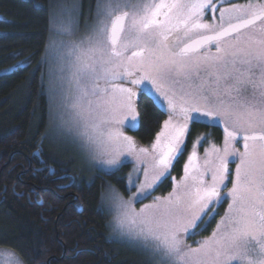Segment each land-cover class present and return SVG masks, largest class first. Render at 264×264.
Returning <instances> with one entry per match:
<instances>
[{
    "label": "snow or ice",
    "instance_id": "obj_1",
    "mask_svg": "<svg viewBox=\"0 0 264 264\" xmlns=\"http://www.w3.org/2000/svg\"><path fill=\"white\" fill-rule=\"evenodd\" d=\"M61 7L57 29L68 39L56 52L57 118L113 173L128 162L123 155L147 165L142 182L129 177V189L136 187L129 200L110 195L117 230L157 264H264V95L258 102L245 95L255 87V66L264 83V0L229 8L216 0H96L95 20L78 39L71 37L79 5ZM138 95L168 114L150 153L114 127L135 125ZM196 124H223V148L213 145L211 160L206 150L201 165L194 145L182 179L171 177L173 191L136 211L133 203L152 197L171 176ZM229 200L212 236L189 245ZM4 256V264H22Z\"/></svg>",
    "mask_w": 264,
    "mask_h": 264
},
{
    "label": "trees",
    "instance_id": "obj_2",
    "mask_svg": "<svg viewBox=\"0 0 264 264\" xmlns=\"http://www.w3.org/2000/svg\"><path fill=\"white\" fill-rule=\"evenodd\" d=\"M56 5L0 0V71L12 68L0 72V250L12 251L23 264H154L117 236L101 202L105 183L124 189L121 170L76 180L68 162L41 150L48 119L41 55ZM136 111L135 125H122V131L140 147L153 141L166 115L140 95ZM201 129L207 128L190 125L188 139ZM171 170L181 173L179 166ZM170 186L166 181L159 189Z\"/></svg>",
    "mask_w": 264,
    "mask_h": 264
},
{
    "label": "rangeland",
    "instance_id": "obj_3",
    "mask_svg": "<svg viewBox=\"0 0 264 264\" xmlns=\"http://www.w3.org/2000/svg\"><path fill=\"white\" fill-rule=\"evenodd\" d=\"M248 2L249 0H216V4L218 7L222 5L225 8H229L234 4L242 6ZM73 4L79 5L80 16H79V27L76 30L75 35L71 37V39H78L86 35L87 33H86L85 25L91 24L95 20L96 0H94V4L92 8H91V0H86V6L84 8H82L81 0H57V5L51 15L52 18L49 22V33H48L46 46L41 55V62L45 64L44 90H45L46 98L48 101V112H47L48 119H47V126L43 134V146L41 150L47 152V154L51 153L53 158L57 161H60L62 163L68 162L70 165L69 169L75 172L76 180L84 179L86 182H88L92 180L94 174L97 172L113 173L111 171L112 166L105 165L100 160L94 159L91 152L84 145L83 139L76 134L75 130L69 131L68 127L57 118L58 112L60 110L57 107L58 99L54 95V90L58 87L59 82H60L59 81V75H60L59 63L60 62L58 60L56 52H57L59 41L62 39H68V37L63 36L59 33L57 29V24L63 18L61 14L62 13L61 6L71 7ZM216 15L219 16V13H216ZM205 20L210 23H219L218 20L212 21L211 18L207 16L205 17ZM210 48H211V51L215 53V45L211 46ZM10 69L12 68H5L1 70L0 72H4ZM253 71L254 73H258L262 75L261 68L259 66H255ZM201 75L203 76L204 74L201 73ZM254 80H255V83L259 82L260 85L264 84L261 82V79L260 80L254 79ZM194 83H199V81L195 80ZM250 87L252 90L258 89L257 86L253 88L250 85ZM162 110L164 111L166 115L164 120L168 119V114L166 110L165 109H162ZM163 122L158 130V133L155 135L153 141L148 145L140 146L142 148L148 149L149 153L151 152L152 144L155 143L156 136L160 133V131L163 128ZM114 127H117L122 131L123 126L117 124V125H114ZM203 133L204 131L202 129L198 130L197 133L194 135V137L190 140L188 139L189 133L186 135L185 146L187 148V151H185L184 155L177 162H174L173 164V168L177 166L180 167L181 173L178 175L175 170L174 171L171 170V176L167 180H165L164 183L161 184L158 188L153 190L152 197H150L149 199L143 200L140 203H135V202L133 203V207L136 209V211H139L140 208H142L145 204L152 203V200L154 199V197L156 196L164 197L173 191V188L175 185L173 184L171 177H175L177 183L182 179L184 175V171H183L184 165L187 162V158L191 154V151L194 145H196L197 157L201 165L204 164V161L206 159L205 157L206 150L209 151L210 153L207 159L209 160L214 159V154L211 153L212 146L215 145L217 148L222 149L223 145L218 146L216 142L206 137V135ZM201 137H203L202 140H200ZM222 137L224 138V135ZM197 140H200L199 144H196ZM237 146L240 147V149L242 150V145H237ZM147 158L148 157L145 156V159ZM120 160L128 161L126 164L119 166L118 170H116V171L121 170V175L123 176V179L125 182L124 189H119L117 186L113 184V182L105 183V186L102 192L101 202L109 216L110 224L118 232L117 236L120 237V239L123 237L127 241L126 237L121 235V233L117 230V224L120 219V216H119V212H118L116 204L112 201V199H110V195L118 194L124 200H129L133 196V194L136 192V187H131L129 189V177H131L133 182L137 181V179L140 182H142L143 181V169L147 165L146 164L137 165L136 159L128 155L121 156ZM230 167L232 171L234 172L235 165L233 164ZM137 168H139L140 170L138 172L134 171ZM166 181L170 182V185H171L170 189L165 192H161V189L159 188H162ZM228 186L231 187L230 184ZM230 202L231 201L229 200L227 203H222V206H219L217 208L216 214H214L212 218L208 220V223L205 224L202 229L197 230L198 233L201 231L208 230L209 231L208 234L201 236L199 238L194 237L197 235L196 234L191 239H188L187 243L193 247H196L197 246L196 242L211 237L213 232L216 231L217 225L220 224L221 219L227 213L228 203ZM5 253L14 254L12 251H9L7 249L0 250V264H4V261L6 259V257L4 256ZM146 257H148L150 263L156 262L154 264H157V259H158L157 257L151 254H148V253ZM150 257L152 258L154 257V259Z\"/></svg>",
    "mask_w": 264,
    "mask_h": 264
},
{
    "label": "flooded vegetation",
    "instance_id": "obj_4",
    "mask_svg": "<svg viewBox=\"0 0 264 264\" xmlns=\"http://www.w3.org/2000/svg\"><path fill=\"white\" fill-rule=\"evenodd\" d=\"M225 24H227V19L225 20ZM213 45H210V47ZM254 79L256 80H260L261 79V74L258 73H254ZM255 86L258 87L257 93L253 94V90L251 89L250 86H248L247 90H246V97L249 99H255L257 102L260 101L262 95H264V84L260 85L259 82L255 83ZM223 124H219V125H213V126H206V130H204V133L206 135V137H208L209 139H211L212 141L216 142L218 144V146L223 145ZM177 162V161H176Z\"/></svg>",
    "mask_w": 264,
    "mask_h": 264
},
{
    "label": "water",
    "instance_id": "obj_5",
    "mask_svg": "<svg viewBox=\"0 0 264 264\" xmlns=\"http://www.w3.org/2000/svg\"><path fill=\"white\" fill-rule=\"evenodd\" d=\"M74 199H76V197H74Z\"/></svg>",
    "mask_w": 264,
    "mask_h": 264
}]
</instances>
